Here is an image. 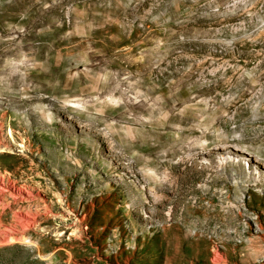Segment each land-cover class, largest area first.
<instances>
[{
  "label": "rangeland",
  "instance_id": "obj_1",
  "mask_svg": "<svg viewBox=\"0 0 264 264\" xmlns=\"http://www.w3.org/2000/svg\"><path fill=\"white\" fill-rule=\"evenodd\" d=\"M0 264H264V0H0Z\"/></svg>",
  "mask_w": 264,
  "mask_h": 264
}]
</instances>
